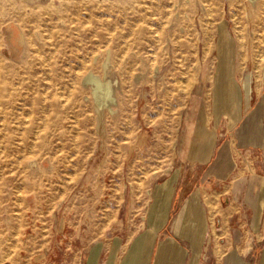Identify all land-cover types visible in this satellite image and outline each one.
Instances as JSON below:
<instances>
[{"label":"rangeland","instance_id":"rangeland-1","mask_svg":"<svg viewBox=\"0 0 264 264\" xmlns=\"http://www.w3.org/2000/svg\"><path fill=\"white\" fill-rule=\"evenodd\" d=\"M258 1L0 0L5 257L97 224L102 234L139 229L145 208L130 206L147 204L150 187L174 169L217 45L234 51L243 107L263 82ZM89 74L108 79L109 94Z\"/></svg>","mask_w":264,"mask_h":264},{"label":"crops","instance_id":"crops-1","mask_svg":"<svg viewBox=\"0 0 264 264\" xmlns=\"http://www.w3.org/2000/svg\"><path fill=\"white\" fill-rule=\"evenodd\" d=\"M217 51L174 169L150 187L147 204L130 206L145 208L138 224H126L139 229L102 234L97 224L68 240L52 235L10 258L0 246V264H264V80L250 102L243 95V107L234 51ZM58 243L63 250H55Z\"/></svg>","mask_w":264,"mask_h":264},{"label":"bare ground","instance_id":"bare-ground-1","mask_svg":"<svg viewBox=\"0 0 264 264\" xmlns=\"http://www.w3.org/2000/svg\"><path fill=\"white\" fill-rule=\"evenodd\" d=\"M250 2H254L256 0H249ZM261 4L263 5L260 0L258 1V5ZM257 16V15H256ZM237 20V19H236ZM254 21V20H253ZM251 23V22H250ZM238 25V24H237ZM240 30V29H239ZM263 33V32H262ZM242 35V34H241ZM240 36V35H239ZM242 40V39H241ZM264 71V70H263ZM87 80H91L93 81L96 86L98 88H101L103 85H106L107 86V94H109L110 92V81L107 79L105 82L101 81V79H99L96 75L94 74H89L86 78ZM250 82H251V74H247L245 80L243 81V88L246 92V94L248 95L250 93V90H251V85H250ZM242 84V83H241ZM231 96H232V92H231ZM251 96V95H250ZM2 111V110H1ZM232 264V263H231Z\"/></svg>","mask_w":264,"mask_h":264}]
</instances>
